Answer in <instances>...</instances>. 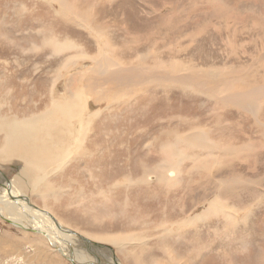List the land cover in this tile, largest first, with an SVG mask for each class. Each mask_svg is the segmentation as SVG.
Instances as JSON below:
<instances>
[{
  "label": "bare ground",
  "instance_id": "6f19581e",
  "mask_svg": "<svg viewBox=\"0 0 264 264\" xmlns=\"http://www.w3.org/2000/svg\"><path fill=\"white\" fill-rule=\"evenodd\" d=\"M27 2L31 1H23L22 5H18V1L6 2L7 8L11 9L9 12L17 10L14 17L20 19L19 23L7 19L9 9L0 15V46L5 44L7 48L3 57L18 58L1 66L0 52V168L6 171L0 172V217L23 233L43 236L39 242L44 245L42 252L39 249L40 256L47 246L70 264H130V261L145 264L142 255L133 252L147 245V232L141 231L140 236L136 232H126L88 238L60 215H70L72 220L80 217L83 222L89 217L95 228L102 217L109 219L108 225L113 222L119 228L131 230L151 225L152 231H156L157 243L164 244L173 239V245L180 246L181 250L186 248L187 254L174 256L167 245L165 248L158 245L160 248L156 253L165 255L168 263L156 259L152 260L153 264H204L212 261L208 256L217 259L213 264H245V259L241 263L232 251L225 250L238 244V237L226 240L232 234L237 236L239 223L251 220L253 210H264V192L257 190L261 183L264 184V176L260 180L253 179L260 168L264 170V74L260 71L264 68V17L256 18L250 28V32L260 39L255 42L258 46L252 53L263 57L251 56L253 62L248 69L231 70L226 66L201 69L184 60L188 46L182 44V40L175 43L177 51L171 46L175 52L162 46L164 53L167 51V63L145 67L151 52H159V43L153 38L160 39L162 35L168 39L183 38L180 35L185 28L193 29L194 20L190 16L186 19L175 16L174 11L169 10L168 0H155L150 5L143 0L146 6L154 5L161 16L149 20L158 25L156 32L150 30L154 36L136 43L137 50L141 46H151L148 54L141 53L135 67L128 69L115 59L111 50L109 41L114 35L102 31L100 26L95 27L94 23L95 19L97 22L117 14L112 9L121 7L122 3L130 6L131 0H37L41 4L32 11L25 8ZM158 3L165 5L160 9L163 13L158 10ZM97 4L98 7L92 10ZM222 8H206V13L213 18L203 20L205 28H213L216 33L224 31L221 23L226 22V17ZM42 12L53 22L76 25L87 39L77 38L72 31L66 34L63 26L54 24L50 30L54 32H49ZM126 15L124 11L122 20ZM187 21L191 24L187 25ZM216 24L221 28L216 29ZM113 31L116 35L117 27ZM229 31L231 29H226V34ZM198 32V35L216 37L204 29ZM232 33L238 36L243 31L235 29ZM93 38L101 41L96 43ZM90 39L92 46H88ZM230 46H235L234 41L227 47ZM123 47L129 49L128 45ZM240 47L243 49L244 45ZM46 50L50 56L48 62L42 63ZM28 53L34 55L35 73L44 68L43 64L55 65L49 77L37 74L39 83L31 89L33 79L19 77L21 80H18L15 73L26 68L23 60ZM155 56L161 61V57ZM86 66L89 67L86 69ZM60 81L65 83L63 94L57 91ZM127 88H135L136 95L144 93L142 100L122 106L117 97ZM157 88L162 89L156 92ZM113 91L117 95L112 97ZM173 91L179 92L178 95L170 97L166 94ZM178 96L179 106L175 109L171 104ZM191 98L197 103L196 107L210 113L207 125L217 110L229 111L228 115L215 116L211 121L213 131L207 128L209 133H206L201 125L204 120L180 105ZM116 104L120 105L118 110H127L123 125L107 126L104 122H109ZM188 104L191 108L192 104ZM222 116L235 119L225 124L221 121ZM249 121L253 124L248 127ZM253 132L257 133L256 137L252 136ZM211 133L231 145L223 148L220 140L212 142ZM131 144L134 147L145 144L149 151L145 156L147 162L139 161L136 155H133L135 162L132 161ZM152 150L159 159L154 168L148 166L154 161L149 157L154 153ZM245 155L250 156L249 161L243 159ZM7 177L10 179L6 180ZM192 179L196 181L194 186ZM185 181L190 182L186 187L199 189V201L193 202V210L189 212L178 195ZM132 197H135L134 204H130ZM162 198L165 204L157 208ZM246 198L252 204L245 206L243 199ZM171 200L175 201L170 203ZM56 204L60 205L57 209ZM84 208L88 210L84 211ZM173 214L177 216L175 220L171 219ZM212 220L219 222L218 228L207 235L194 232L196 238L187 239L191 228ZM259 222L253 232L264 233V215ZM80 239L82 242L78 245ZM104 242L111 247L104 248ZM112 247L122 256L126 251L129 255L121 261L114 256ZM46 250L45 255L49 253ZM148 251L152 252L151 249ZM256 258V264H264L261 245Z\"/></svg>",
  "mask_w": 264,
  "mask_h": 264
},
{
  "label": "rangeland",
  "instance_id": "374dc122",
  "mask_svg": "<svg viewBox=\"0 0 264 264\" xmlns=\"http://www.w3.org/2000/svg\"><path fill=\"white\" fill-rule=\"evenodd\" d=\"M7 1L8 0H0V15L9 9L6 6ZM13 1H15V2L18 1L19 2L18 5H22L23 1H31V2H27L26 6H25V8L28 11H32L33 9H36L37 6L39 4H41V3H37V0H34V1L33 0H12V2ZM131 1H132L131 2L132 6L131 5L128 6V5H126V3H122V4H120L121 7L118 6V7L113 8L112 12L115 11L117 14H112L111 17L108 16L107 19H103V20L100 19L96 22L95 17L90 14V16H92L93 19H95V23H94L95 27L100 26L102 31H108L109 33H111V35H114L113 39L109 41L110 45H112L111 50L114 53L115 59L119 63L123 62L124 63L123 65L127 66L128 69H130V68L133 69L135 67V64L137 62L136 59L138 58L139 55H141V53L144 55L148 54L147 50H149L151 48V46H147V47L141 46L140 49L137 50L138 45H136V43L138 41H140V43H143L144 41H146L144 39H146V38L148 39L150 37V35H152L153 32H156V29H158V25L154 21L151 24V22L149 20H152V19L156 20V18H160V16H161L160 14L158 15L156 13L154 5L153 6L151 5L152 7L149 6L151 3H154L155 0H144V1H147V3L149 4L147 6L143 2V0H131ZM168 1H169L168 4H170L169 10H173L175 16L177 14V16H179L183 19H186V18H188V16H190V19L194 20L193 29H191L192 30L191 31V30L185 28L184 29L185 31L182 33V35H180V36H183V38L168 39V37H165L164 35H162L160 39H158V37L153 38V40H157V43H159V46H158L159 52H157V53L154 51L151 52L150 56L146 58L147 63L145 64V67L146 66H155L156 64H161V63L162 64L167 63V61H168L167 51L164 53V49L162 46L163 45L167 46L168 49L169 48H170V50L172 49L171 51H174V47H175V51H177L178 48L176 47L175 43L176 42L179 43L181 40H182V44H184L185 46H188V55L184 56V60H187L188 62L191 61L192 63H194L192 65L196 64L201 69L208 68V67L209 68L210 67L220 68V67H224V66L230 67L231 70H233V69L239 70L241 68H247L248 69V67L251 66V64L253 62V61L251 62V56H255V57L259 56V58L264 56V55L262 56L260 54L255 55L252 53V50L256 49L258 46V44L255 42H260V39L256 37V34L250 32V28L253 25V21L256 20V18L264 17V0H257V4H254V3H256V0H244L243 2H242V0H168ZM156 2H159V0H156ZM161 2H165V0H161ZM99 3H100V1H99ZM9 4H11V3H9ZM175 5H178V7ZM164 6H163V4L158 3L159 9H158V7H156V8L158 10H160V9H163ZM211 6H216L218 8H222L221 6H223L222 11L225 13L224 15L226 17V19H225L226 22L221 23V25L224 26V27H222V29L224 31H221V33H216V31H212L213 28H205L203 26V20H205L207 18V21H210L209 18H213L211 14L206 13V8L211 7ZM97 7H98V4L94 5L92 10L96 9ZM166 9H167V7H166ZM10 10L11 9L8 10L7 19L10 18L11 19L10 21L14 24L19 23L20 19L14 17L15 12H17V10L16 11L13 10L12 12H9ZM133 10H134V12H133ZM229 10H230V12H228ZM124 11L127 13V15H126V18L123 17V20H122V15H123ZM160 11L163 13V10H160ZM140 13H142L141 16H140ZM42 14H43V12L41 13V16L43 17V20H45L47 22L46 28L49 29V32H54V31H50V30H53V29H51V26H53V24H54L55 26L57 25L59 27L63 26V29L66 30V34H69L70 31H72L73 34L75 36H77V38L79 37L82 40L87 39L84 34L79 32L82 30L80 28H78L76 25H74L75 28L73 27V25H71L72 27L67 26L66 24L64 26L63 22H58V21L53 22L50 20L51 17L48 16V14L44 15V16ZM233 16L235 17L234 20H233ZM227 19L229 20L228 22H227ZM171 20L175 21L174 18H172ZM186 24L190 25L191 22L187 21ZM9 25L10 24H7V26H9ZM214 25H215V23H214ZM221 25L216 24V29L221 28ZM116 27H117V33L115 35L113 30H115ZM147 27L149 28V30H146ZM34 29H38V28H34ZM199 29H204L207 32H209V34L213 33L214 35H216V37L213 35L210 37H207V35L205 36V34L204 35H202V34L198 35ZM226 29H231V31H229L230 33L226 34ZM235 29H239L240 32L243 31V33H240L238 36L231 35V34H233L232 32H234ZM150 30H152L153 32H150ZM39 31H41V30H39ZM33 33H37V31H33ZM196 33H198V34H196ZM209 34H208V36H209ZM152 36H154V35H152ZM210 38H216V40L211 41ZM93 39L95 40V38H93ZM97 40H95L94 42L97 43V42L101 41L100 39L98 41ZM162 40H164L165 42H162ZM233 41H234L235 46L233 48H232V46L227 47L228 45H231V42H233ZM235 41H237V43H235ZM14 43L16 45H20L18 42H14ZM92 43H93V41H92V39H90V41L88 42V46H92ZM82 45H83V42H82ZM124 45H128V48L130 50L125 49L123 47ZM241 45H244L243 49L240 47ZM171 46H174V47H171ZM262 47H264V46H262ZM6 49L7 48H6L5 44H3V46H0V52H2L1 66L6 65L7 62H12L13 59H15V60L18 59L17 56H13L10 58H4L3 54L4 53L6 54ZM179 50H180V48H179ZM91 52H93V51H91ZM155 55H157L158 58L161 57V61L157 60ZM49 56H50V52L48 50L44 51L42 63L48 62L47 57H49ZM33 57H34L33 54L28 53V55L23 60V63L26 66V68H24L22 70H17L15 72L16 75L18 76V77L16 76V78L18 80L20 78L21 79H24V78H28V79L32 78L33 79L32 85L29 86V89H31L33 87L35 88V85H37L39 83V81H38L39 75H42V76L47 78V76L49 77L51 75V73L53 71V67H55V65H49L48 66V64H43L44 68H41L40 72L35 73L36 72L35 71V67H36L35 64L36 63L33 61V60H35V59H33ZM39 59L40 58H37V60H39ZM191 62H189V63H191ZM88 67L89 66H86V69ZM260 71L264 74V68L260 69ZM37 74H39V75H37ZM64 85H65V83L63 81H60V83L58 84L57 91L61 94H63V91H65ZM112 88H113V86H112ZM161 89L162 88H157L156 92H159ZM126 90H127V92H126ZM126 90L122 91L120 93L121 95L119 94V96L117 97L119 99V102L122 101V104H121L122 106L123 105L131 106V105L135 104L136 102H138L139 100H142V98H143L142 94H144V93L140 92L141 95H136L135 88H131V89L127 88ZM150 92H152V91H150ZM178 93L176 91H173V92L166 93V94L167 95L169 94V96L171 97V96L178 95ZM34 94H35V92H34ZM130 94L132 96L129 97ZM159 94L162 95L163 93H159ZM110 95L113 97L114 95H117V93H115V91H113L110 93ZM124 95H126L127 98L124 97ZM117 98L115 99V101L117 100ZM179 99H180L179 96L175 98L174 103L171 104V105H173V108L177 109V107L179 106V102H178ZM202 102L205 103L204 100H201V103ZM188 103L192 104L191 108H189ZM180 105H183L184 108L187 107L188 108L187 110L189 112H192L196 118H198L200 120H204V122H202L201 125L204 127V131L206 133L209 131V129H211L213 131V128L211 127L212 126L211 121L214 119L215 116H220V114L228 115L227 113L229 112V111H218L217 110V112L215 114L212 113L210 121L207 125V121H208L210 113L206 112L203 109V106L201 107L203 110L196 107L195 105H197V103H195L192 98H191V101H185L184 103H182ZM97 107H100V106H97ZM118 107H120V105L116 104V106H115L116 109L113 111V113L110 114L109 122H107V123L104 122L105 125H107V126L111 125L112 126L113 123L116 125H120V126L123 125L122 122L125 119V111H127V110H125V109L118 110ZM102 108H104V107H100V109H102ZM170 109H171V106H170ZM117 110H118V112H117ZM116 112H117V114H116ZM232 114H235V113L233 112ZM234 117L236 118V115H234ZM235 118H231V119H235ZM226 119L228 121H226ZM231 119H228V118L222 116L221 121H222V123L229 122V121L231 122L232 121ZM236 122H238V121H236ZM225 124H227V123H225ZM252 124H253V121H249V123L247 125L249 127ZM125 127H127V126L125 125ZM147 128H148V126H147ZM207 128H209V129H207ZM154 129H155V127H154ZM253 133L254 134H252V136L256 137L257 133H255V132H253ZM155 134H156V132H155ZM211 134L212 135H210L209 138H210V140H212V142L214 141L215 143H217L219 140L220 141L224 140V139H218L220 137H215L213 133H211ZM156 135H159V133ZM221 142H222L223 148L231 145L226 140H225V143L228 145H226L223 141H221ZM130 146H131V148L129 150L131 151L132 161L135 162V160L133 159L134 158L133 155H136V157H138L139 161L143 160V161L147 162V158L145 156L148 154L149 151H147V149L144 147L145 144L141 145V147H139V146L134 147L133 144H131ZM256 146H257V144H256ZM152 151L154 152L155 150H152ZM157 155L158 154L156 152H154L152 155L149 156L151 159L154 160V161L149 162L148 166L150 168H154V166L156 167L155 164L158 162L157 160H159ZM125 159H127V158H125ZM243 159L249 161L250 156L245 155V156H243ZM263 159H264V157H263ZM243 164L245 165L246 163H243ZM188 165H190V163H188ZM261 165H263V163ZM185 168H186V165H185V167L184 166L182 167L183 170H185ZM0 172L2 174H4L6 171H4L3 169L0 168ZM184 175H185V177H188L186 171H184ZM262 176H264V170H262V168H260L258 170V172H256V175L254 176L253 179L254 180L255 179L260 180ZM223 177L226 178L227 175H224ZM9 179H10V177H7L6 180H9ZM194 179H197V178H194ZM189 183H190L189 181H185V183H182L181 184V186H183L182 190H180L178 192V195H180L181 198L184 200L185 206H187V208H186L187 212H189L190 210L191 211L193 210L192 209L194 207L193 202L199 201V198H198L199 189H197V188L196 189L195 188L190 189V188L186 187L187 185H189ZM192 184H193V186H194V184H196V181H193V179H192ZM261 185H262L261 188H259V189L256 188V189L258 191H261L263 194L264 184L261 183ZM210 198H212L211 195H210ZM173 201H175V200H171L170 203H172ZM243 201L246 203L245 206L252 204L250 200H247V198L243 199ZM134 203H135V197H132L130 204H134ZM164 204H165V201H164V198H162L161 202L157 205V208L161 205H164ZM166 204L168 205V203H166ZM55 207L57 209L58 207H60V205L56 204ZM56 209L54 210L55 212H56ZM83 210L87 211L88 208H84ZM144 214H146L145 210H144ZM263 215H264L263 209H261V211L260 210H253L252 214L250 215V216H252L251 220L248 219V221H246V222L241 221L239 223L240 227L237 230V236L232 234V237L230 239L226 240V241H231L233 238L238 237V239H239L238 244H236V245L233 244L232 245L233 248L227 247L225 251H232V255H235L236 257H238L237 259H239L241 263H242V259H245L246 260V261H244L245 264H256V260H257L256 251H257V249H259L260 245L262 246V248H264V233L259 232V231L253 232L255 227L260 223L259 221H261L263 219ZM60 216L62 218L67 219L66 221H69L70 223H72L71 225L73 227L71 225L70 226L73 229L76 230V228H78L77 230H79L83 236L87 235L88 238H90V236L92 238H95V236H99V235H103V234L104 235H106V234H117V233L121 234V233H126V232H136L135 234L140 236L141 231L147 232V234H146L147 245L144 248L140 247L135 252H133L137 256L142 255L143 263H145V264H153L152 260H156V259H160V262L168 263V261H167L168 258L164 257L165 255L163 256V254L159 255L156 253V249L158 250V248H160L159 246H161V248H165V246L167 245L168 249L173 250L171 253L174 256H178L180 254H182V255L187 254L184 252L186 250V248L184 250H181L180 246L177 247V246L173 245V243H172L173 239L172 238H174V237L177 238V236L169 238L172 240H169V241L166 240V242L164 244L157 243L155 241V239L157 238V235L155 234L156 231L155 232L152 231L153 228L151 225L148 228L131 230V229H127L126 227L119 228V226H117V224H115L113 222H111L112 223L111 225H108L109 219L102 217L99 221L98 226L95 228L90 223L89 217L86 218V221H84V222L80 221V220H82L80 217H77L75 219H78V220H76V222H74L75 219L72 220V217L70 215H64V217L62 215H60ZM81 216H82V214H81ZM134 216L137 217V214L135 213ZM176 218H177L176 214H173L171 219L175 220ZM131 219H132V217H131ZM218 227H219V222L216 223L215 220H212L206 224L198 223L197 226H194L193 228L190 229V233H189L190 237H188L187 239L194 240L196 238L194 236V232L207 235V233L209 231L215 230ZM221 231H222V229L219 230L221 235H224L225 233L223 231L222 232ZM28 233L26 234V233L19 231V229L15 228L14 226H12L8 222H6L3 218L0 217V264H70L58 252L52 250V248L50 249L47 246L45 247V250L43 251L44 254H42L40 256L39 255V251H40L39 249H41V252H42V250H43L42 248L44 247V245H40L39 242L42 241L41 237H43V236L33 234V233H29V235H28ZM30 235H32V236L30 237ZM261 238H263V242H260ZM204 239H206V238H204ZM207 241H208V239H207ZM79 242H82V240L81 239L78 240V242H77L78 245L80 244ZM104 244H105L104 248L108 249L110 244L105 243V242H104ZM137 244H140V243L137 242ZM168 246H170L172 248H170ZM126 248H129V247H126ZM46 249H48V251H49V253L47 255H45L46 251H47ZM112 249L115 251L114 256H116L121 261L124 258V256L129 255L128 251L123 252L124 255L122 256L119 253L117 248L112 247ZM149 249H151L152 252L148 251ZM215 249H212V250H215ZM141 250L143 251V254H141ZM250 251H251V253H250ZM254 252H255V254L253 255ZM249 255H251V256H249ZM111 257L113 260V256H111ZM207 258L211 259L212 261H208V263H204V264H213L212 262L217 260L215 257H212V256H208ZM92 260L96 263V260H94V259H92ZM182 260H184V259H182ZM129 263L133 264V262H131V261ZM216 264H219V263L216 262Z\"/></svg>",
  "mask_w": 264,
  "mask_h": 264
}]
</instances>
